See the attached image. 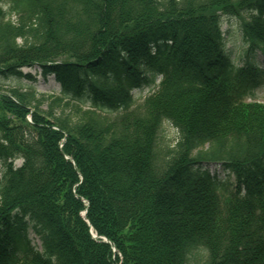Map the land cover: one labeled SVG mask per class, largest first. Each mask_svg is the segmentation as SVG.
I'll list each match as a JSON object with an SVG mask.
<instances>
[{"label":"trees","instance_id":"1","mask_svg":"<svg viewBox=\"0 0 264 264\" xmlns=\"http://www.w3.org/2000/svg\"><path fill=\"white\" fill-rule=\"evenodd\" d=\"M1 78L0 264H264V0H0Z\"/></svg>","mask_w":264,"mask_h":264},{"label":"rangeland","instance_id":"2","mask_svg":"<svg viewBox=\"0 0 264 264\" xmlns=\"http://www.w3.org/2000/svg\"><path fill=\"white\" fill-rule=\"evenodd\" d=\"M222 29L225 32V39H226V44L227 48L232 51V57L233 58H239L241 55V52L243 51V46H242V40H241V32H240V27L239 23L236 20H232L229 18H224L223 19V25ZM24 73H32L38 78V83L37 87L38 90L41 91L42 93H52L53 89H60L59 84H57L52 78L49 80V82L44 83L38 70L36 68L34 69H28L24 68L23 69ZM157 82H159V78L157 79ZM28 82L25 79H17V78H9V79H0V87L2 86L3 88H12V87H22L23 85H26ZM264 83V82H263ZM262 83L261 86L256 88L254 91V98L258 102H253L250 99H247L245 101L246 104H258L261 106H264V84ZM153 88L152 86H146L143 88V90H136L134 91V94L136 97H144L149 93V91ZM46 107V106H45ZM28 118H31L30 115L27 116ZM164 141L168 144L170 143L175 137H176V131L174 128L168 124L167 122H164ZM1 164V163H0ZM22 164V160H18L16 162L17 166H20ZM1 166V165H0ZM216 166H211L212 170L215 169ZM221 168H218V173L221 174ZM1 175V173H0ZM1 177V176H0ZM84 212V211H83ZM82 212V213H83ZM29 238L32 241V245L37 247L38 249H41V239L37 233L34 232V230L29 231Z\"/></svg>","mask_w":264,"mask_h":264},{"label":"water","instance_id":"3","mask_svg":"<svg viewBox=\"0 0 264 264\" xmlns=\"http://www.w3.org/2000/svg\"><path fill=\"white\" fill-rule=\"evenodd\" d=\"M95 238H96V236L95 235H93ZM106 242H107V240H106Z\"/></svg>","mask_w":264,"mask_h":264}]
</instances>
